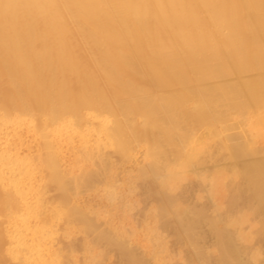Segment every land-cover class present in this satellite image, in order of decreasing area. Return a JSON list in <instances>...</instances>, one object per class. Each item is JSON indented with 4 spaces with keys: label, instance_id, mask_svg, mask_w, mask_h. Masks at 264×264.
<instances>
[{
    "label": "bare ground",
    "instance_id": "obj_1",
    "mask_svg": "<svg viewBox=\"0 0 264 264\" xmlns=\"http://www.w3.org/2000/svg\"><path fill=\"white\" fill-rule=\"evenodd\" d=\"M254 111L264 115V0H0V264H104L119 245L128 264H159L157 248L130 246L147 235L161 247L155 216L136 215L150 185L167 196L199 182L175 175L214 147L246 200L264 190V165L239 160L264 152ZM35 178L59 192L45 210L26 201ZM126 192L136 204L111 212Z\"/></svg>",
    "mask_w": 264,
    "mask_h": 264
},
{
    "label": "rangeland",
    "instance_id": "obj_2",
    "mask_svg": "<svg viewBox=\"0 0 264 264\" xmlns=\"http://www.w3.org/2000/svg\"><path fill=\"white\" fill-rule=\"evenodd\" d=\"M253 118L254 122L264 124V115L258 111H254ZM259 143L261 142L259 141ZM262 144L264 143L259 145L264 146ZM16 148L15 142L10 141L6 151L12 152ZM216 149L212 147V156L201 155L194 165L189 166L190 170L178 172L175 175L181 179L197 177L199 182L186 184L183 182L179 189L167 194V196L150 185L149 189L152 191L150 193L153 200L145 199L141 204L143 208L137 210L136 215L138 222L147 216L146 213L155 216L159 240L162 241L161 247H157L158 237H155L156 242L154 238L152 242H146L148 236L145 235L132 239L133 244L130 245L132 250L140 252L141 246L154 250L157 248L156 255L160 258L159 264H238L242 254L249 258L251 252L258 251L260 252L257 256L259 260L247 264H264V215L261 214V210H264V203L261 202V198L264 197V190H258L254 187L255 189L250 194L251 198L246 200L244 197L246 189L242 187L244 186L243 176H240L238 189H235V186L231 185L230 182L231 173L228 172L231 158L227 157L225 151H217ZM33 153L34 151H30L21 153V155L28 157ZM239 160L242 163L264 165V152L259 149L247 150ZM95 177L96 173L93 172L89 174L88 179ZM25 187L28 205L35 206L36 209L40 210H45V205L59 195V192L53 191L48 185L37 187L36 178L27 182ZM141 187L137 190V195L142 197L144 196V185ZM212 187L217 188V194L213 197L214 201L208 198L209 189ZM92 192L89 188H83L80 190V195L90 198ZM101 193L102 190H99L98 194ZM134 195L135 193L126 192L122 197L115 199L114 204L109 206L111 212H118L119 206L122 204L135 205ZM234 197L235 205L228 204L227 200L230 201ZM249 209H253L254 212L250 213ZM241 218L246 220L241 221ZM32 221L29 223L31 227L38 225ZM114 221L115 223L119 222L118 214L113 218ZM138 222H136L137 228ZM134 225L135 221L123 219L122 223L119 224V229H129ZM57 227L61 229L62 226L59 224ZM237 227H240L238 231L235 230ZM227 232L250 236V242L238 243V249L227 248L223 242ZM148 235L150 236V234ZM78 248L77 245L75 249L78 250ZM125 252L126 248L119 245V256L112 254L110 259L104 260V264H112V260H115V264H128ZM179 255L183 256L182 260H180ZM139 257L142 256L139 255Z\"/></svg>",
    "mask_w": 264,
    "mask_h": 264
}]
</instances>
